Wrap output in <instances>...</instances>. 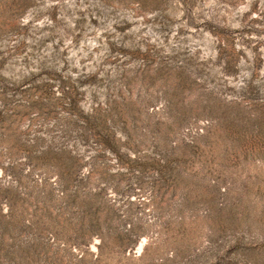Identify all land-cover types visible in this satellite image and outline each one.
I'll return each mask as SVG.
<instances>
[{
	"label": "rangeland",
	"instance_id": "1",
	"mask_svg": "<svg viewBox=\"0 0 264 264\" xmlns=\"http://www.w3.org/2000/svg\"><path fill=\"white\" fill-rule=\"evenodd\" d=\"M0 264H264V0H0Z\"/></svg>",
	"mask_w": 264,
	"mask_h": 264
}]
</instances>
